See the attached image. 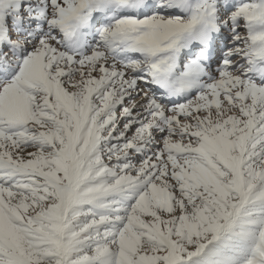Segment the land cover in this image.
<instances>
[{"label":"snow or ice","instance_id":"obj_1","mask_svg":"<svg viewBox=\"0 0 264 264\" xmlns=\"http://www.w3.org/2000/svg\"><path fill=\"white\" fill-rule=\"evenodd\" d=\"M0 264H264V0H0Z\"/></svg>","mask_w":264,"mask_h":264}]
</instances>
